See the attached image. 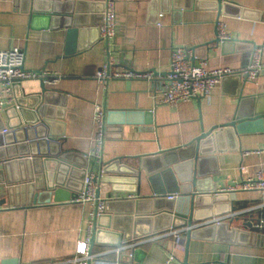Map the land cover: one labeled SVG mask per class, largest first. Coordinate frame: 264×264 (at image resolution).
<instances>
[{
  "label": "crops",
  "instance_id": "obj_1",
  "mask_svg": "<svg viewBox=\"0 0 264 264\" xmlns=\"http://www.w3.org/2000/svg\"><path fill=\"white\" fill-rule=\"evenodd\" d=\"M107 1L115 7L114 39L106 43L98 35L95 43L78 51L82 40L74 38L71 42L67 28L59 21L40 14L32 17L14 0H0V51L19 48L24 53L26 72L59 78L54 84L45 82V87L64 96L63 107L59 104L50 107L62 119L60 130L65 134L59 141L63 152L89 156L95 105L105 110L109 129L102 145V161L118 158L122 164L135 168L141 164L140 157L184 147L202 132L232 122L246 110L248 99L264 96V0H221L220 13L211 0H60L62 4L77 3L89 22L94 23L103 14L102 4ZM218 20L224 21L229 39H237L234 43H211ZM248 42L262 49L263 68L255 80L241 84L238 77L228 76L207 98L175 107L156 103L161 88L159 77L167 73L173 49L192 50L208 44L193 51L196 65L203 60L207 70L228 68L237 73L251 61L253 48ZM108 58L119 69L151 71L158 77L150 81L115 79L103 86L94 75ZM39 85L40 79H28L12 88L11 103L0 110L4 122L7 120L4 112L16 104L14 94L21 90L28 97L39 91ZM242 131L237 138H222L221 151L206 164L207 178L218 192L255 178L264 166V126L256 124ZM144 160L145 168L152 173L156 160ZM90 163L89 160L87 170ZM20 176V166L16 165L12 177L19 180ZM141 181L140 196H152V186L168 196L163 176L158 175L152 186L145 177ZM121 186L100 183L98 196L109 202L110 213H119L121 198L130 196ZM174 195L179 197L180 193ZM234 195L232 213L224 221H231L228 228L240 233L232 243L210 233L191 239L188 264H264L261 196L256 191ZM15 201L19 206L9 203L0 206V264H72L66 261L75 256L77 243L89 236L91 205L70 200L23 207L20 197ZM146 231L143 224L137 229L140 234ZM112 249L94 245L90 264H163L168 253H173L171 264H181L185 257L183 245L170 235L139 245L131 262L125 260V254L118 257Z\"/></svg>",
  "mask_w": 264,
  "mask_h": 264
},
{
  "label": "water",
  "instance_id": "obj_2",
  "mask_svg": "<svg viewBox=\"0 0 264 264\" xmlns=\"http://www.w3.org/2000/svg\"><path fill=\"white\" fill-rule=\"evenodd\" d=\"M14 1L32 17L40 14L46 19L59 21L67 28L71 42L74 38L82 40L78 51L97 40L103 14H100L99 20L94 23L91 20L89 22L83 9L81 10L75 2L62 4L60 0ZM211 2L218 13L223 12L221 0H211ZM102 7L104 11V3ZM236 40L223 41L218 39L215 33V40L211 43L227 44ZM207 45L192 48V51L195 52ZM254 47L251 44V49ZM244 69L226 75L222 80L228 76H236L241 84H245L247 73ZM21 83H15L13 90ZM14 97L16 104L4 112L6 122L0 115V206L7 203L19 206L15 201L19 197L23 207L49 204L52 201L62 203L76 198L83 190V179L89 168V161L85 154L62 151L59 141L65 134L60 130L62 119L52 113L50 107L58 104L63 107L64 96L45 87V81L40 79L37 93L26 97L20 90L17 95L14 94ZM245 108L246 110L238 114L232 122L202 132L184 147L140 157L139 167L131 168L122 164L118 158L110 162H102L100 167L90 163L96 171L99 169L102 171L103 177L100 182L121 184V190L130 196L121 198L119 213H110L109 202H106L103 213L95 216L88 252L92 253L91 248L94 245L117 248L121 244L148 234L151 236L230 215L231 203L235 201L234 193L218 192L213 185H210L205 167L209 160H214L215 154L221 151L222 138L225 140L233 136L237 138L246 127L256 124L264 126V96L248 99ZM106 129L108 132L109 129L107 127ZM146 158L156 160L152 173L145 168L143 162ZM51 164L56 167H52ZM16 165L20 166L21 170L19 180L12 177ZM158 175L167 180L168 196L174 193H180V196L170 200L163 192L158 193L152 186ZM142 177H145L152 186V196H140ZM98 194L99 191L97 196ZM224 220L225 218L217 224L211 223L189 229L181 235L176 241L185 249V257L181 264H188V245L191 239L204 238L206 237L204 235L210 233L214 234L215 238L225 239L226 242L234 241L236 234L240 232L228 228L231 221ZM142 224L146 225L147 231L144 234L137 232ZM137 251L135 249L134 254L137 255Z\"/></svg>",
  "mask_w": 264,
  "mask_h": 264
},
{
  "label": "built area",
  "instance_id": "obj_3",
  "mask_svg": "<svg viewBox=\"0 0 264 264\" xmlns=\"http://www.w3.org/2000/svg\"><path fill=\"white\" fill-rule=\"evenodd\" d=\"M115 7L111 1L104 3L103 20L99 26V39L108 43L112 41L115 36ZM216 37L223 41L230 40L226 34V25L224 21L218 20L216 23ZM261 47H254L251 52V61L249 65L244 69L247 73V80L253 81L259 75L260 70L263 68L261 63ZM169 69L164 76L160 78V96L155 98L157 104H163L166 106L175 107L180 103H185L193 99H203L210 96L212 89L220 84L222 78L226 75L233 74V71L228 68H219L214 70H207L205 61H199L196 65V57L193 55V51L188 48H175L170 52ZM24 53L19 48H10L9 50L0 51V110L5 104L11 103L12 88L17 82L28 81V79H42L47 83L54 84L59 78L56 76H49L46 73L26 72L23 69L24 66ZM94 77L97 82L105 86L109 81L115 79H122L131 81L133 79L141 80H154L158 76H155L151 71L138 73L129 70H123L116 67V63L113 59L108 58V61L104 63L95 73ZM93 136L91 139L92 151L89 154L88 161L90 160L93 166L101 165L103 142L107 134L106 129V112L100 105H95L93 108ZM90 167L85 173L83 182V190L76 198L71 199L72 202L84 205L88 203L92 209L89 217V236L85 241H79L75 247V256L68 259L66 263L72 264H88L94 257L88 252L91 229L93 221L96 215L103 213L106 206V199L99 198L97 191H99L100 180L103 177L102 171L99 169L96 171L94 167ZM229 193H235L240 191H256L259 192L260 206H264V166L260 169L255 178L235 183L223 190ZM168 199L175 198V195L166 196ZM223 218H216L206 220L201 223H194L189 227L181 229H171L169 234H160L154 236H148L145 238H139L132 240L131 242L120 245V247L114 248L113 251L118 257H122L125 254V260L131 262L134 257V250L137 249L142 243L154 242L165 236H173L177 241L185 231L193 228H199L211 223H219L223 221ZM260 224L263 221L259 222ZM173 253H168L163 264H171Z\"/></svg>",
  "mask_w": 264,
  "mask_h": 264
}]
</instances>
